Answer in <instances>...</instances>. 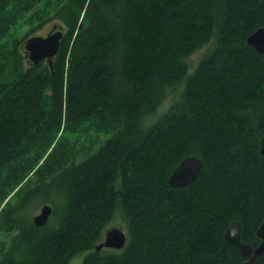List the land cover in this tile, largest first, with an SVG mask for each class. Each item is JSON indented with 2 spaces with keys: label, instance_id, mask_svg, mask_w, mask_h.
<instances>
[{
  "label": "trees",
  "instance_id": "trees-1",
  "mask_svg": "<svg viewBox=\"0 0 264 264\" xmlns=\"http://www.w3.org/2000/svg\"><path fill=\"white\" fill-rule=\"evenodd\" d=\"M55 18L52 66L29 62ZM263 25L264 0H0V264H244L224 231L254 247L264 217ZM188 155L198 176L169 186ZM115 219L126 244L97 251Z\"/></svg>",
  "mask_w": 264,
  "mask_h": 264
},
{
  "label": "water",
  "instance_id": "water-1",
  "mask_svg": "<svg viewBox=\"0 0 264 264\" xmlns=\"http://www.w3.org/2000/svg\"><path fill=\"white\" fill-rule=\"evenodd\" d=\"M63 26L54 25L45 36L32 35L27 37L23 43V49L28 57V61L36 64L41 61L47 62L51 67L54 56L58 53L60 41L63 35ZM246 43L250 45L258 54L264 55V25L256 28L246 37ZM259 150L264 155V134L261 137ZM202 167L201 160L194 155L183 157L174 167L168 177V184L171 187H183L191 183L198 176ZM52 213V207L48 203L40 206L38 214L32 218L37 226L46 224ZM241 225L237 220L231 221L225 231L224 237L232 244L243 257H248L244 264H251L257 257L264 254V217L259 223L255 235L259 239L257 245L252 247L249 243L240 239ZM128 240L127 233L122 228L112 226L108 228L103 240L95 246L99 251L101 248L121 249Z\"/></svg>",
  "mask_w": 264,
  "mask_h": 264
},
{
  "label": "rangeland",
  "instance_id": "rangeland-1",
  "mask_svg": "<svg viewBox=\"0 0 264 264\" xmlns=\"http://www.w3.org/2000/svg\"><path fill=\"white\" fill-rule=\"evenodd\" d=\"M63 23L59 20V19H53V20H50L49 22H47L46 24H44L43 26H41L40 28H37L31 32H29L24 40L29 37V36H32V35H42V36H45L49 31H51L52 27L54 25H56L57 27L62 25ZM64 25V24H63ZM62 25V26H63ZM66 27L65 25L63 26L62 28V31L65 32L66 31ZM20 32L24 33L26 31V27H21L19 28ZM26 60V59H25ZM171 102V96H168L164 102L162 103L161 107L159 108V111H163L165 110L169 104ZM42 199L39 198V197H36V198H33L31 200V202L29 203L28 207H24L22 209L23 213L26 214L27 216L30 217V219L33 218V216L35 214H38L39 213V210H40V206L43 204V203H48L51 205L50 203V200L49 201H44L42 202L41 201ZM38 205V206H37ZM112 226H117V227H120L122 228V230H126V226L125 224L122 225L121 227V221L118 223L117 219L113 220L110 224H108V226L106 227V229L104 230V233L105 231L112 227ZM103 237H104V234L102 235V238L100 240V242L103 240ZM100 242H98L96 245H98ZM105 248H101L99 251H102L104 250ZM82 258H83V255L82 254H78L76 256H74L70 261H69V264H81V261H82Z\"/></svg>",
  "mask_w": 264,
  "mask_h": 264
}]
</instances>
